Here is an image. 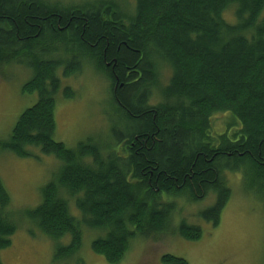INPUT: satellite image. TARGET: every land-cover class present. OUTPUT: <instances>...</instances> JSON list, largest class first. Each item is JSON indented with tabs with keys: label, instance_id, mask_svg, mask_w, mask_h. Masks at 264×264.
Segmentation results:
<instances>
[{
	"label": "trees",
	"instance_id": "obj_1",
	"mask_svg": "<svg viewBox=\"0 0 264 264\" xmlns=\"http://www.w3.org/2000/svg\"><path fill=\"white\" fill-rule=\"evenodd\" d=\"M132 3L0 0V67L24 61L34 72L24 90L38 92L0 148L28 157L37 147L61 161L40 202L17 213L0 179V250L23 221L51 240L68 236L56 244L60 264H85V231L95 234L91 249L114 264L138 239H199L201 227L184 216L174 225L182 199L211 194L196 216L217 226L231 196L228 172L242 171L264 193V0ZM229 10L233 23L223 17ZM81 59L109 82L116 114L103 146L55 139L58 69L74 75ZM217 113L225 115L219 132Z\"/></svg>",
	"mask_w": 264,
	"mask_h": 264
},
{
	"label": "rangeland",
	"instance_id": "obj_2",
	"mask_svg": "<svg viewBox=\"0 0 264 264\" xmlns=\"http://www.w3.org/2000/svg\"><path fill=\"white\" fill-rule=\"evenodd\" d=\"M52 1L70 6L90 0ZM122 1L133 4L132 0ZM223 17L234 22L231 10L225 11ZM81 60L85 68L74 75L62 77V68L58 69L61 82L55 94V139L70 148L86 141L103 146L111 128L110 119H114L116 114L109 94V82L104 75L86 66V60ZM27 65L21 61L0 67V139L8 137L20 114L38 99L37 90L32 93L24 90V84L34 76L32 68ZM168 74V69L161 70L162 84L167 81ZM66 88L72 97L64 95ZM224 116L217 113L212 118L217 131L223 130ZM36 148H30L32 155L28 157L0 148V179L9 193L15 213L40 202V189L55 179L61 164L53 154L42 153ZM241 172L227 173L231 196L217 226L196 216L199 210L213 202L211 194L196 203L182 199L177 202L178 215L174 225L184 216L188 223L201 227L199 239L187 240L176 234L138 239L131 243L124 258L114 264H170L162 261L164 254L182 257L188 264H264V193L258 186L250 189L249 177ZM70 205L72 213L77 214L72 201ZM29 229L23 221L20 223L11 237V244L0 250L3 264H60L54 258L56 244H66L68 236L55 241L35 226L31 227V232ZM94 236L93 232L85 231L80 258L85 264H112L91 249L90 242ZM73 259L65 262L73 264Z\"/></svg>",
	"mask_w": 264,
	"mask_h": 264
}]
</instances>
